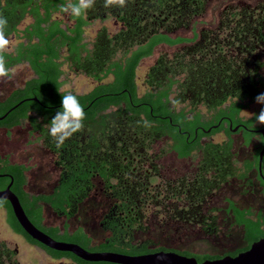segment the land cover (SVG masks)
Listing matches in <instances>:
<instances>
[{
  "label": "trees",
  "instance_id": "obj_1",
  "mask_svg": "<svg viewBox=\"0 0 264 264\" xmlns=\"http://www.w3.org/2000/svg\"><path fill=\"white\" fill-rule=\"evenodd\" d=\"M40 1L30 9L20 6V0H5L3 6L8 19L6 35L14 33L19 39L5 54L7 66L26 62L33 76L0 100V117L14 107L0 119V127L27 124L37 132V140L54 155L58 180L48 193H28L24 189L28 167L0 153V175H8L0 176V189L12 177L10 189L36 227L56 240L89 251L138 255L173 250L198 262L216 258L210 253L170 249L137 235L147 230L145 209L151 204L165 207L171 219L216 226L215 216L190 213L230 177L243 175L237 174L230 138L221 142L202 139L220 130L213 125L223 115L243 121L247 127L257 123L255 116L261 110L245 120L240 111L246 106L244 100L253 101L264 85L260 73L264 67V0L240 7L228 5L214 28L203 27L200 20L208 0H127L122 8H106L104 0H96L80 18L69 15L68 23L53 16L68 0ZM27 14L33 21L19 28ZM94 18H112L118 28L110 32L102 26L87 42L84 30ZM181 29H190L191 36L173 35ZM161 44L180 47L156 57L143 79L146 90L139 94L137 67ZM64 65L96 84L84 93L62 90ZM69 92L84 107L85 127L57 148L49 125L62 107V95ZM34 97L42 106L35 100L23 101ZM226 135L229 137L228 131ZM163 138L167 147L156 151ZM171 151L179 158L197 155L196 171L189 178L160 179L157 161ZM95 179L113 200L101 220L106 232L101 241H93L82 226L70 229L66 221L62 225L45 223L44 205L70 219L94 188ZM0 209L14 233L60 261L58 264H113L85 261L71 252L50 249L25 233L7 200L0 199ZM236 218L245 227L249 243L262 236L259 218H247L245 212L237 213ZM0 264H21L16 250L3 240Z\"/></svg>",
  "mask_w": 264,
  "mask_h": 264
},
{
  "label": "rangeland",
  "instance_id": "obj_2",
  "mask_svg": "<svg viewBox=\"0 0 264 264\" xmlns=\"http://www.w3.org/2000/svg\"><path fill=\"white\" fill-rule=\"evenodd\" d=\"M261 1L262 0H208L206 10L200 17V20L204 23L203 27L214 28L218 22L221 12L228 5L240 7L243 6L245 3H250L251 5H254ZM57 17L60 18L64 23H68L69 21L68 14L61 13L58 14ZM28 22L29 19H25L24 22L20 25V27L22 28ZM102 26H105L110 32H114L118 28L116 21H114L112 18H107L104 20L100 18H94L90 21L89 25L85 27V41H92L96 31ZM191 34L192 33L190 29H181L173 33V35L183 36H191ZM8 39L10 40V46L8 50L11 51V49L17 43L18 38L9 37ZM179 47L180 45H158L154 49V52L151 56L143 58L140 61L136 70V82L138 85L139 94L146 90V86L143 83V79L149 66L153 64L156 57L163 52L167 54H172ZM262 59L264 61V49L262 53ZM11 69L14 72L13 78L11 80H8L7 78L0 80V90L3 89L5 91H8L9 87L14 88L17 86H21L25 80L33 76L32 70L26 63L18 64L12 67ZM63 69L65 73L62 76V79H64V84L61 87L62 90H73L77 93H84L89 91L96 84V82L89 76L85 75L82 72L69 69L67 65H64ZM260 72L264 84V67L261 69ZM3 90L2 93H5ZM260 93H264V85L260 88L259 94ZM262 106H264V104L256 103L255 99L251 103L247 100L245 108L241 111V115L244 117H250L254 113L260 111L262 109ZM198 108L203 113H207L206 109L203 106L200 105L198 106ZM26 129V124L13 129L12 137L10 140L7 139L4 135L5 133L0 130V149L3 153H14L16 159L30 160L33 166V171H36V173L38 172L37 174L30 176V183L33 186V184H37L39 182V176H42L46 170L51 171L50 167L52 165H50L49 163L50 157L45 153V150L43 148L39 146H25L24 141L26 140ZM224 138L225 136L223 134L217 133L211 137V140L214 142H221L222 140H224ZM235 138V148L237 150L239 148L238 137ZM167 143V139L159 141L157 146L155 147V150L158 151L159 149H161V147H167ZM162 163L163 179L172 180L177 178L178 176H180V174H183L184 172H191L193 170L192 168L195 163V158L192 159V162L188 160L179 161L175 159L172 154H167L166 157L163 158ZM41 172H43V174ZM50 173H52L50 174L51 177H54L56 175V173L54 174V172ZM45 181L49 182L48 184L50 185L51 180L46 178ZM49 185L45 187L49 189V187L51 186ZM225 190L226 188L224 189V192ZM213 203L214 205L222 204L221 197H216ZM106 204L107 203H105V201L101 199L99 195H93V197L90 198L88 201H86L85 203H81L76 215H74L68 220L69 228L73 229L77 226H82L86 230V232L93 237V241H101L106 236V232L102 229V226L97 223L96 214L100 212V210H102ZM166 214L167 213H165V207L159 208L158 206H155V204L149 205L145 209V225L147 226V230L146 232H144V234H138L137 238H148L150 240H153L155 243L164 246H173L178 248L187 247L191 250L197 247L195 243H197L199 240L196 237L189 235V233L187 232H185L184 235L176 233L174 231L175 224L173 223V221H170V218H168ZM44 215L45 223L48 225H62L64 222V218L54 213L50 207L45 208ZM227 223V220L220 221L221 226H226ZM183 239H186L187 241L180 242ZM0 240L5 241L10 248L16 250L17 259L21 264H58L60 262L58 260L52 259L49 255H47L43 250L39 249L38 247L30 245L20 234L14 233L6 222L5 211L3 209H0ZM220 241L223 246L226 245L225 240L222 239ZM216 243L217 244L210 243L209 248L211 250L220 249L221 247H219L218 245L219 242Z\"/></svg>",
  "mask_w": 264,
  "mask_h": 264
},
{
  "label": "flooded vegetation",
  "instance_id": "obj_3",
  "mask_svg": "<svg viewBox=\"0 0 264 264\" xmlns=\"http://www.w3.org/2000/svg\"><path fill=\"white\" fill-rule=\"evenodd\" d=\"M40 3H41L40 0H20V6L27 5V8H29V9L33 6L39 5ZM5 4H6L5 0H0V14H2L3 16L6 17V13L3 10V6H5ZM61 13L62 12H57L53 16L58 18L57 15L61 14ZM25 19H29L28 23L33 21L32 16L27 14L24 16L23 20H21V22L19 23V25H18L19 28H21L20 25L24 22ZM7 37L8 38L9 37L17 38V36L14 33L10 34ZM18 41H19V39H18ZM12 50H13V48L11 49V51ZM7 52H10V50H8ZM23 63H26V62H23ZM18 64H22V63H18ZM18 64L11 65V66H9V68L11 69L12 67H14ZM17 87H19V86H17ZM17 87H14V88L9 87L8 91L7 90L5 91L1 88L5 93H2V90H0V100H3L4 98H6ZM247 100L248 99L244 100V102ZM228 103L229 102H226V105ZM241 111H240V116L243 118V120L250 118L255 114L254 113L250 117H244L241 115ZM230 123H231V128H230ZM23 125L24 124L14 126L10 129L0 127V130H2L5 133L4 135L6 136V138L10 140L12 137V130L15 128L21 127ZM213 126H217V127H214L215 129L221 127L217 133L223 134L225 136L224 140H227L228 138L231 139V143H232L231 144V146H232L231 152L233 154V159H234L236 166H237V174L243 175V176H237L236 175V176L230 177L218 189L212 190L207 195L206 200L203 202V204L200 205V208L198 209L200 211L193 210L190 213V214H194V213L199 214L200 213V215L209 216V217L215 216L216 217V226L215 227L212 225L211 226H208V225L203 226L199 223L190 222L187 220H181V219L180 220H178V219L174 220V219H171L170 216L166 214L167 217L170 218V221H173V223L175 224L174 225L175 226L174 231L176 233H180L181 235H184V233L187 232V233H189V235L196 237L199 241L197 243H195V245H197V247H195L193 250H191L187 247H184V248H178V247H173V246H165V247H168L170 249H175V250H178L181 252L192 251V252H198V253H210V254L215 255L216 258H221V257L227 256V255H230V256L237 255L238 253L248 249L254 241H257L258 239H260L264 235V179H263L264 178V152L262 154L261 160H260V156H259V153L263 149V146H264V137H263L262 132H249V131H261L264 129V125L257 122L255 127H247L243 121H238V122L236 121L235 122L229 116L223 115L220 117V119L217 121V123L214 124ZM236 127H238V129L236 131H234V132L231 131V130H234ZM226 131H228L229 137L226 135ZM245 133L248 134V137H249L248 141L245 139V135H246ZM38 135L39 134L37 132L32 131L31 128L27 125L26 140L24 141L25 146H27V147L39 146V147L43 148L45 150V153L50 157L49 163L52 166L50 167L51 171L46 170L47 172L45 171L44 174H43V172H41L43 175L39 176V178H38L39 182L37 184L36 183L33 184L34 187L30 183V176L37 174L38 172L36 173V171H33V166L31 164L30 160L16 159L14 153H12V152H4L3 153L2 150L0 149L1 155L8 154L9 158L12 162H15L17 164H22V165L28 167L26 169V173H25L27 176V181H26V184L24 186V189L28 193H31V194H40V193L50 192L58 180V168L54 163V155L47 148H45L39 140H37ZM212 136L213 135H209L208 137H205L204 139H202V142L204 140H207V141L211 140ZM235 137H238L239 148L237 150L235 148V144H236V140H235L236 138ZM163 139H165V138H163ZM161 150H164V147H161ZM167 154L168 155L172 154L175 157V159H177L179 161L188 160V161L192 162V159L195 158V163H194L193 168H192L193 170L191 172H188V173L184 172L183 174H180V176H178L175 179H179V178H183V177L189 178L196 171L195 165H196V161L198 158L196 154H193L191 157H187V158L186 157L185 158H179L175 152L171 151V152L163 154L159 158V160L157 161V165L159 166L160 179H161L162 171H163L162 160H163V158L166 157ZM256 158H257V162H256ZM259 164H260V172H259ZM50 172H54V174L56 173V175L54 177H51L50 174H52V173H50ZM45 177L48 178L49 180H51L50 181L51 186L48 184L49 182L45 181V179H46ZM94 183H95L94 188L87 195V197L82 201V203H85L90 198H92L93 195H96V194L99 195L100 198L105 201V203H107L105 205V207H103V209L100 210V212H98L96 214L97 223L100 226H102L101 220H102L103 216L110 209L113 200L110 199L103 192V189L101 187L102 183L100 182L99 179H95ZM48 185L50 186L49 189H47V187H45ZM229 186H231V187H229ZM225 188H226V190L224 192ZM216 197H221V203L222 204L214 205L213 201ZM79 206H78V208H79ZM47 207H49V206L44 205L43 211ZM241 212H245V216H247V218H250L253 220H256L259 218L262 221V225L260 226V229L263 230L262 236H260L256 240H253L250 243L248 242V240L246 238L245 227L243 226V224H239L237 222V218H236L237 213L240 214ZM165 213H166V211H165ZM68 220L69 219L65 220V218H64V222L66 221L68 223ZM221 220H223V221L227 220V222H228L227 225L221 226L220 225ZM222 239L226 241V245H224V246L222 245V243L220 241ZM185 241H187V240L183 239L180 242H185ZM215 241L219 242L218 245L221 248L211 250L209 248V244L210 243L211 244H213V243L217 244ZM216 258H214V259H216Z\"/></svg>",
  "mask_w": 264,
  "mask_h": 264
},
{
  "label": "water",
  "instance_id": "obj_4",
  "mask_svg": "<svg viewBox=\"0 0 264 264\" xmlns=\"http://www.w3.org/2000/svg\"><path fill=\"white\" fill-rule=\"evenodd\" d=\"M108 95H117V94H108ZM26 100H35L37 103H39L35 97L32 99H25L23 101ZM23 101H21L20 103H22ZM46 108H55V107H46ZM4 116H1L0 119H2ZM169 121H171L170 118ZM213 127H217V126H213ZM238 127H236L234 130L231 131L233 132L236 131ZM230 128H231V123H230ZM210 129L206 131L209 132ZM249 132H262L264 137V129L261 131H249ZM195 137H196V131H195ZM263 152H264V146L259 153L260 160ZM259 172H260V164H259ZM0 176H8V175H0ZM11 183H12V177H11V182L5 188L0 189V199H5L10 203L13 214L19 225L25 231V233L28 234L35 241L39 242L40 244L50 249L57 251L71 252L78 258L85 261H92V262L103 261L113 264H264V235L257 241H254L248 249L238 253L235 256L227 255L216 259H206L203 260L202 262H198L195 257L186 256L173 250H168V251L158 250V251H153L138 255H129V254H123V253L111 252V251H89L76 243L56 240L47 233H45L43 230L36 227L25 214L16 194L10 189Z\"/></svg>",
  "mask_w": 264,
  "mask_h": 264
},
{
  "label": "clouds",
  "instance_id": "obj_5",
  "mask_svg": "<svg viewBox=\"0 0 264 264\" xmlns=\"http://www.w3.org/2000/svg\"><path fill=\"white\" fill-rule=\"evenodd\" d=\"M96 0H68L61 5V12L74 18H80L88 10L92 9ZM127 0H104V7H126ZM8 29L7 17L0 14V80L7 78L11 80L14 72L7 66L5 54L9 49L10 40L6 33ZM258 104H264V93L258 94L255 98ZM62 107L56 112L50 121L49 135L53 138L56 147L61 148L65 141L74 134L81 132L85 127L86 113L78 97L72 93L62 95ZM255 119L258 123L264 124V108L256 114Z\"/></svg>",
  "mask_w": 264,
  "mask_h": 264
}]
</instances>
